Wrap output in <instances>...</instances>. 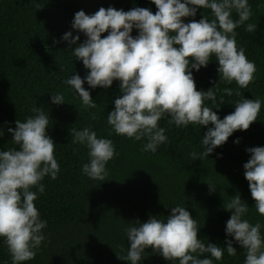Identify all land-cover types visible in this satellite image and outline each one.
<instances>
[{
    "label": "trees",
    "instance_id": "trees-1",
    "mask_svg": "<svg viewBox=\"0 0 264 264\" xmlns=\"http://www.w3.org/2000/svg\"><path fill=\"white\" fill-rule=\"evenodd\" d=\"M248 3L252 16L234 31L237 47H243L247 59L255 62L253 81L246 88H238L235 82L220 80L215 57L192 74L198 91L215 85V104L211 100L204 104L216 108L213 111L220 119L231 114L235 102L245 97L261 99L257 120L247 130L234 131L208 157L192 160L191 152L204 150L201 140L207 127H176L168 124L169 117H163L158 125L165 128L167 142L154 153L143 151L145 140L117 135L107 123V114L114 108L112 101L121 94L119 81L114 80L108 89L83 85L96 103L94 109H86L79 96L63 83L71 75L83 78L87 71L81 61L75 60L67 42L54 43L68 31L79 35L77 43L86 39L71 28L77 11L93 14L101 7L124 11L142 7L154 14L157 9L150 0H0V129L4 132L0 150L18 147L7 129H14L16 120L23 122L34 115L33 107H42L49 116L46 132L55 143L54 156L60 166L56 179L45 176L41 181L45 190L34 201L40 218L47 222L42 229L45 240L35 257L22 264H129L121 260L128 248L123 228L136 220L146 222L150 216L166 218L177 204L196 221L198 239L224 247L225 239L232 237L225 235L231 211L223 205L236 194L249 207L245 218L252 224L259 222L264 236V216L256 212L243 174V164L250 156L245 149L264 146V0ZM203 15L212 19L209 9H198L195 17L183 19L185 23L199 21ZM232 18L238 19L234 11ZM248 23L257 25L255 32L245 30ZM106 35L101 34V38ZM131 35H137V30L133 29ZM225 88L233 89V95L225 94ZM55 92L63 94L64 103L50 102V93ZM87 126L98 137L111 139L117 153L107 163L102 182L82 174L81 167L88 161L87 149L71 142L70 129ZM237 138L238 144L233 142ZM208 183L214 188L210 190ZM233 247L237 249L234 256L225 251L213 264H244V250L235 242ZM0 264H11L3 238ZM139 264L178 262L166 261L149 247Z\"/></svg>",
    "mask_w": 264,
    "mask_h": 264
},
{
    "label": "clouds",
    "instance_id": "clouds-1",
    "mask_svg": "<svg viewBox=\"0 0 264 264\" xmlns=\"http://www.w3.org/2000/svg\"><path fill=\"white\" fill-rule=\"evenodd\" d=\"M156 12L134 7L128 11L109 6L93 14L79 10L71 22L72 30L83 33L86 39L77 43L79 35L63 33L58 42H67L75 60L87 70L83 78L71 75L63 83L79 96L82 105L95 108L89 90L108 89L119 81L120 95L112 103L107 123L117 135L134 141L145 140L143 151L155 152L167 142L165 128L158 125L163 117L168 124L187 127L189 124L207 127L201 144L204 150L191 152L192 160L209 156L223 145L236 130H247L257 120L260 98L242 97L235 102L234 111L220 119L205 100L216 102L211 87L198 91L192 70L207 67L211 57L218 62L219 79L238 88H246L254 79L256 66L245 56L243 47H237L234 29L252 16L248 0H150ZM198 9H209L212 19L203 15L185 23L183 18L195 17ZM233 11L238 19L232 18ZM256 24L248 23L245 30L256 31ZM133 29L137 35L132 36ZM107 35L101 38V34ZM75 45V47H71ZM216 84V83H215ZM233 95V89L225 88ZM239 95V92H236ZM52 104L64 103L60 92L50 93ZM34 115L23 122L15 121L9 127L11 141L18 147L0 150V238L7 247L11 264L32 260L45 235L47 225L34 205L37 194L45 190L41 181L45 176L56 179L60 166L54 156L55 143L47 135L49 116L42 107H33ZM208 125H211L208 127ZM71 142L87 149L88 161L81 172L89 179L105 181L106 165L116 155L111 139L98 137L91 126L70 129ZM4 132L0 129V136ZM239 143V138L233 141ZM250 154L243 164L256 212L264 216V146L246 148ZM218 156L220 154H217ZM209 184V183H208ZM210 190L214 188L209 184ZM35 188L36 191H32ZM231 211L225 224L224 247L197 238L198 226L185 207L177 204L166 218L150 216L146 222L128 223L123 232L127 238L126 255L121 259L139 264L146 248L166 261L178 264H213L226 251L234 256L244 250V264H264V236L259 222L252 224L245 218L249 207L239 194L223 205ZM204 254H207L206 256ZM204 256V258H200Z\"/></svg>",
    "mask_w": 264,
    "mask_h": 264
}]
</instances>
